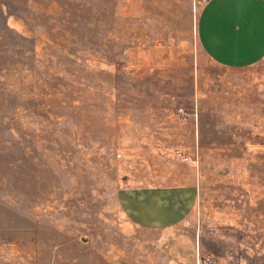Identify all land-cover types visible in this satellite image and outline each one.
<instances>
[{"label":"rangeland","instance_id":"374dc122","mask_svg":"<svg viewBox=\"0 0 264 264\" xmlns=\"http://www.w3.org/2000/svg\"><path fill=\"white\" fill-rule=\"evenodd\" d=\"M209 0H0V264H264V59Z\"/></svg>","mask_w":264,"mask_h":264},{"label":"crops","instance_id":"0c3cea01","mask_svg":"<svg viewBox=\"0 0 264 264\" xmlns=\"http://www.w3.org/2000/svg\"><path fill=\"white\" fill-rule=\"evenodd\" d=\"M201 28L208 54L222 64L264 59V0H209Z\"/></svg>","mask_w":264,"mask_h":264}]
</instances>
